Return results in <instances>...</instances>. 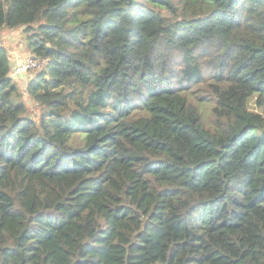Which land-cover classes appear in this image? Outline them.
Returning <instances> with one entry per match:
<instances>
[{"label": "trees", "instance_id": "trees-1", "mask_svg": "<svg viewBox=\"0 0 264 264\" xmlns=\"http://www.w3.org/2000/svg\"><path fill=\"white\" fill-rule=\"evenodd\" d=\"M19 29L0 264H264V0H0Z\"/></svg>", "mask_w": 264, "mask_h": 264}, {"label": "rangeland", "instance_id": "rangeland-1", "mask_svg": "<svg viewBox=\"0 0 264 264\" xmlns=\"http://www.w3.org/2000/svg\"><path fill=\"white\" fill-rule=\"evenodd\" d=\"M0 39H1V42H4V44L11 49V51H10L11 59H13L14 56H19L20 58L31 57L26 46H25V38H24V35L21 33L20 29L16 30V31L5 30L4 32L1 33ZM14 53H16V54L13 55ZM14 63H13V65H14ZM13 65H12V67H13ZM37 71H30L29 73H26V74L19 76L17 78L22 79V77L26 76V78H25L26 80H24V81L27 82L28 80H30L33 77V75ZM29 108H30L29 109L30 111H31V109H33L31 104H29ZM29 110H28V112H30ZM34 113H35V111H34Z\"/></svg>", "mask_w": 264, "mask_h": 264}, {"label": "built area", "instance_id": "built-area-1", "mask_svg": "<svg viewBox=\"0 0 264 264\" xmlns=\"http://www.w3.org/2000/svg\"><path fill=\"white\" fill-rule=\"evenodd\" d=\"M39 68L40 63L36 59L32 57H26L14 63L10 75L12 77H19L30 71H37Z\"/></svg>", "mask_w": 264, "mask_h": 264}, {"label": "crops", "instance_id": "crops-1", "mask_svg": "<svg viewBox=\"0 0 264 264\" xmlns=\"http://www.w3.org/2000/svg\"><path fill=\"white\" fill-rule=\"evenodd\" d=\"M16 53H14L13 55H15ZM10 55H11V53H10ZM20 59H22V58H20L19 56H14L13 57V59H12V61H13V63L15 62H17L18 60H20ZM26 78V76L25 77H22V80H24Z\"/></svg>", "mask_w": 264, "mask_h": 264}]
</instances>
